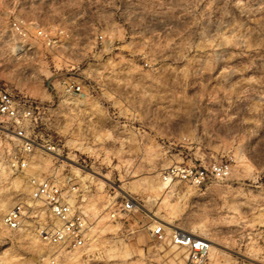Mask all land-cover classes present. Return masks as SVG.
<instances>
[{"label": "rangeland", "instance_id": "rangeland-1", "mask_svg": "<svg viewBox=\"0 0 264 264\" xmlns=\"http://www.w3.org/2000/svg\"><path fill=\"white\" fill-rule=\"evenodd\" d=\"M0 89L42 106L31 129L56 149L34 150L16 174L19 141L0 131V264H184V248L151 235L163 222L214 243L203 264H264V0H0ZM213 162L229 165L226 178H163ZM28 175L75 188L84 246L41 241L54 221ZM124 197L134 209L116 211Z\"/></svg>", "mask_w": 264, "mask_h": 264}, {"label": "built area", "instance_id": "built-area-1", "mask_svg": "<svg viewBox=\"0 0 264 264\" xmlns=\"http://www.w3.org/2000/svg\"><path fill=\"white\" fill-rule=\"evenodd\" d=\"M11 29L16 37L17 51L25 48L23 40L27 38V30L21 19L11 22ZM35 35L47 43L53 42L48 33L35 27ZM64 88L69 92H81V85L72 78H67ZM42 106L26 98L16 97L7 89H0V131L10 133L19 142L18 147L8 157V165L13 173L25 175L29 168L30 156L34 150L54 152L55 145L49 140L34 133L32 125L37 123L38 114ZM7 123L8 125H5ZM60 155V154H57ZM229 174V165L223 162H213L208 167L173 165L163 175L166 181L179 179L196 185H201L208 178L224 179ZM27 184L29 197L33 201L42 203L53 219L51 225H45L38 230L41 241L58 248L75 249L84 246L88 240L90 223L86 215L78 207L73 197L74 187L66 188L52 177L28 175ZM115 206V210L131 211L135 205L131 198L124 197ZM24 204L16 203L3 216V226L8 230L18 229L23 213ZM114 216V213H111ZM151 235L163 241L168 239L173 246L186 250L184 264H203L210 248L211 242L207 238L189 232L172 229L170 233L165 225L157 223L150 228ZM162 264V263H156Z\"/></svg>", "mask_w": 264, "mask_h": 264}, {"label": "bare ground", "instance_id": "bare-ground-1", "mask_svg": "<svg viewBox=\"0 0 264 264\" xmlns=\"http://www.w3.org/2000/svg\"><path fill=\"white\" fill-rule=\"evenodd\" d=\"M132 201H134V200H132ZM134 202H135V201H134ZM135 203H136V202H135ZM163 223H164L165 225H168L166 222H163ZM174 229H175V228H174ZM211 245H212V246H211L212 249L215 248L214 243L211 242Z\"/></svg>", "mask_w": 264, "mask_h": 264}]
</instances>
